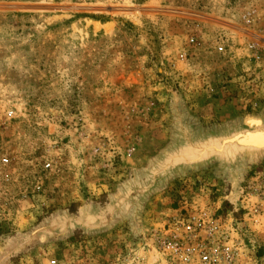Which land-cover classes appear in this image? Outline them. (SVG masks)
Segmentation results:
<instances>
[{"label":"rangeland","instance_id":"obj_1","mask_svg":"<svg viewBox=\"0 0 264 264\" xmlns=\"http://www.w3.org/2000/svg\"><path fill=\"white\" fill-rule=\"evenodd\" d=\"M246 116L264 117V0H0V264H108L186 203L240 224L242 264H264L241 209L264 156L236 183L178 172L99 227L182 128Z\"/></svg>","mask_w":264,"mask_h":264},{"label":"built area","instance_id":"obj_2","mask_svg":"<svg viewBox=\"0 0 264 264\" xmlns=\"http://www.w3.org/2000/svg\"><path fill=\"white\" fill-rule=\"evenodd\" d=\"M226 42L217 43V52L224 53ZM180 58L185 59V54ZM241 209L244 221L264 230V189L242 196ZM239 226L232 218L224 221L211 214L206 207L182 204L162 215L141 239L125 246L108 264H242L248 255Z\"/></svg>","mask_w":264,"mask_h":264},{"label":"water","instance_id":"obj_3","mask_svg":"<svg viewBox=\"0 0 264 264\" xmlns=\"http://www.w3.org/2000/svg\"><path fill=\"white\" fill-rule=\"evenodd\" d=\"M264 156V117L246 116L238 126L194 136L182 128L177 140L153 164L141 182L114 197L100 219L99 227H109L114 214L131 201H139L178 172L218 163L236 183L244 160Z\"/></svg>","mask_w":264,"mask_h":264}]
</instances>
